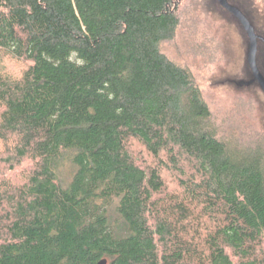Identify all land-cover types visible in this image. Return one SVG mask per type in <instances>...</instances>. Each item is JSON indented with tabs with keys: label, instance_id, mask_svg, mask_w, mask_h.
Returning <instances> with one entry per match:
<instances>
[{
	"label": "trees",
	"instance_id": "obj_1",
	"mask_svg": "<svg viewBox=\"0 0 264 264\" xmlns=\"http://www.w3.org/2000/svg\"><path fill=\"white\" fill-rule=\"evenodd\" d=\"M182 1L0 0V264H264L263 138L163 51Z\"/></svg>",
	"mask_w": 264,
	"mask_h": 264
},
{
	"label": "rangeland",
	"instance_id": "obj_2",
	"mask_svg": "<svg viewBox=\"0 0 264 264\" xmlns=\"http://www.w3.org/2000/svg\"><path fill=\"white\" fill-rule=\"evenodd\" d=\"M228 1L254 26L257 62L263 64L264 0ZM179 13L181 22L175 38L164 42L163 51L192 70L215 120L225 130L243 134L249 141L263 138L264 142V90L249 66L250 39L244 26L218 0H184ZM6 64L13 73L25 66L16 60ZM19 169L6 173L12 176Z\"/></svg>",
	"mask_w": 264,
	"mask_h": 264
},
{
	"label": "water",
	"instance_id": "obj_3",
	"mask_svg": "<svg viewBox=\"0 0 264 264\" xmlns=\"http://www.w3.org/2000/svg\"><path fill=\"white\" fill-rule=\"evenodd\" d=\"M218 2L223 8L236 16L244 26L250 39V49L248 55L249 66L252 70L255 80L259 82L264 90V75L261 72L257 62L258 40L254 26L252 25L247 15H245V13L241 9L230 4L228 0H218ZM97 264H108V260L102 259Z\"/></svg>",
	"mask_w": 264,
	"mask_h": 264
}]
</instances>
